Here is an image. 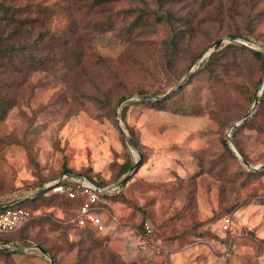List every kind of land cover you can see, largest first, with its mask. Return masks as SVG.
I'll return each mask as SVG.
<instances>
[{
  "label": "rangeland",
  "instance_id": "obj_1",
  "mask_svg": "<svg viewBox=\"0 0 264 264\" xmlns=\"http://www.w3.org/2000/svg\"><path fill=\"white\" fill-rule=\"evenodd\" d=\"M32 2L38 14L26 6ZM86 2H13L21 16L38 20L20 28L14 42L43 32L41 56L46 48L55 56L41 69L16 74L20 81L9 88L1 79L0 94L12 107L0 115V201L36 182L52 183L64 168L111 192L137 167L117 194L97 204L107 232H85L73 204L47 195L11 234L39 245L24 253L0 251V264H52L49 257L54 264H264V97L256 122L249 119L255 107L235 126L233 139L229 130L251 109L252 88L260 76L264 80V69L246 50L228 66L200 67L217 40L219 48L234 43L264 51V0H117L84 13ZM167 7L174 10L171 27L179 39L172 53L163 43L169 24L151 12ZM140 10L145 14L128 35L124 25ZM105 16L113 23L98 29L95 22ZM222 92L231 96L232 110H220ZM223 139L231 149L237 144L248 164L234 150L231 155ZM128 158L132 166L121 174ZM145 219L150 235L139 228ZM139 235L159 250H139Z\"/></svg>",
  "mask_w": 264,
  "mask_h": 264
},
{
  "label": "trees",
  "instance_id": "obj_2",
  "mask_svg": "<svg viewBox=\"0 0 264 264\" xmlns=\"http://www.w3.org/2000/svg\"><path fill=\"white\" fill-rule=\"evenodd\" d=\"M14 1L15 0H0V83H1V79L5 78L6 82H5V86H3L5 89L9 88L11 85H14V83H18L20 81L17 78L16 74L23 75L25 71L27 70V68L41 69L46 66L47 62L51 61L52 57L54 59V56H55V55H53L52 57L49 56L50 50L47 48L41 56L40 40L42 38L43 32L40 33L37 37H35L33 40H30L27 42H17V43L14 42V38H16V34L20 28L22 29L25 27L32 28L34 27L35 23H37L38 21L36 20L37 15L31 16L30 14H25L24 16H21L20 15L21 12H19V8L13 4ZM112 1H117V0H87L86 4H84L83 12L89 13L91 11L101 9L107 3H110ZM157 1L159 5H163V4L169 5L170 0H157ZM26 6L30 7L29 10L31 12L32 11L35 12L37 11V7L39 6V4L32 2L31 5H26ZM151 12L155 15L156 18H159L162 21H165L166 23L169 24L170 29H169L167 37L165 38V40H163V43L165 44V47L169 50V52L172 53L177 48L178 41H179L177 37V33H176L177 30L171 27V25H173L172 21L174 17V10L167 7L164 12H159L158 8H154ZM36 13L38 14V11ZM143 14H145V11L140 10L134 20H130L129 22L126 23V25H124V28L126 30L125 33H128V35L132 33L133 28L135 27L136 21L139 20L141 18V15ZM107 16H105L104 19H100L99 21L95 22V25L98 27V29L105 30L104 25L108 26L110 25V23H113L111 17L109 18ZM231 37L234 39L242 38L244 40H248L246 36L240 35L237 33H233ZM76 47L78 46L76 45ZM219 47L220 46H217L216 50L212 51L208 55L207 58L202 60L200 67H205L206 69H209V70H211L214 65H220L222 67H225V65H227L226 63H228L229 65L230 62L231 63L235 62L236 58L234 55L236 52L246 50V52L253 59L257 60L260 63L261 68L264 69V54L260 51H257L251 48L247 49L245 47L238 46L234 43H227L225 46L221 48ZM205 49H203L202 51H200L193 57V62L198 61L202 57L203 53L205 52L204 51ZM76 53H80V52L76 51ZM260 83H261V76L257 79L256 84L252 88V93L250 95V101L254 100L259 90V87L261 85ZM4 93H1V94H4ZM137 93L140 95L148 94L147 92H143V91H137ZM1 94H0V115L2 116L8 109H11L12 102L5 95H1ZM230 97L231 96L229 94L228 96H226L223 92L219 93V100H220L219 103L221 105L220 110L229 111L233 109V104H232ZM263 97H264V88L261 90V94L258 95V102L256 103V106H255L256 109L249 118L250 120H253L252 122H256L261 117V114L256 111H257L258 106L260 105V102H263ZM122 99H124V97H121L119 101ZM155 102L159 104L161 100H157ZM126 106L127 105L121 108V112L119 115L122 121L125 118V112L127 109ZM249 119L247 121L244 120L243 121L244 123L242 124V126L245 125L249 121ZM239 128L240 127H235V128L233 127V129L231 130L232 139H233L234 134ZM129 139L131 141V144L134 147H137V143L135 142V140H133V138L131 137H129ZM222 143H223L224 148L227 149L229 153L234 156V151L233 149L229 147L227 140L223 139ZM234 143H236L235 140H234ZM236 146L239 152L242 153V155H244V157L246 158L243 150L237 144ZM131 166H132V162L128 158V160L122 165L121 174H124ZM61 173L75 175V173H72L69 169H66V168H64ZM77 175H83L89 180L92 179L87 174H77ZM94 182H95V185L100 188H104L106 185L103 183H99L95 180ZM45 183H46V180L34 183L29 189L27 188L26 191H20L16 195L0 201V206L10 203L12 201L18 200V199H22V201L14 204L13 206L22 207L30 211V206H32L35 201L43 197H46L47 195H52V196H56L59 198H65L66 202L73 204L77 208V212H79L80 205L83 201L82 196L77 195L74 198H70L66 192H61V193L52 192L48 194L47 193L48 190L44 188ZM61 183L64 185L71 184L67 180H62ZM121 188H122V185L118 186L116 189H114L111 192L107 191V192H103L99 194L98 202L101 199L114 196L121 190ZM32 194L33 196H31ZM145 223H149V222L145 219L141 222L140 227H139L143 234H145V229H144ZM24 225H22L21 227H23ZM81 229L91 234L97 232L93 227H89V226L85 228H81ZM97 233H100V232H97ZM11 234L12 232L4 233L0 235V246L11 247L14 249L19 248V250H17V253H24L23 248H30L29 247L30 245L38 244L36 242L33 243L27 240L25 237L21 236L19 233H18V236L16 235L12 236ZM93 240L94 239H92V241ZM262 242L264 244V240ZM40 248L44 249L45 251L46 250L48 251V248H44L42 245H40ZM32 250L33 249H28L25 251H32ZM2 253L10 254L9 251L2 252Z\"/></svg>",
  "mask_w": 264,
  "mask_h": 264
},
{
  "label": "built area",
  "instance_id": "obj_3",
  "mask_svg": "<svg viewBox=\"0 0 264 264\" xmlns=\"http://www.w3.org/2000/svg\"><path fill=\"white\" fill-rule=\"evenodd\" d=\"M62 180H67L70 185H64ZM45 189L51 188L53 192H66L70 198L77 195L83 197L79 212L75 218L76 224L80 228L87 226L93 227L97 232L105 231V224L103 217L96 212L99 194L103 193V188L96 186L90 180L82 175L62 174L60 178L44 186ZM31 218L29 210L8 206L0 210V235L4 233L13 232L19 229ZM231 222L230 216H225L221 223L224 229H227ZM145 235H150L152 227L149 223L144 225ZM138 249L142 251L159 250L158 243H149L145 238L139 235ZM2 247V246H0Z\"/></svg>",
  "mask_w": 264,
  "mask_h": 264
},
{
  "label": "water",
  "instance_id": "obj_4",
  "mask_svg": "<svg viewBox=\"0 0 264 264\" xmlns=\"http://www.w3.org/2000/svg\"><path fill=\"white\" fill-rule=\"evenodd\" d=\"M221 42H222V40H217V41H215L214 44H213V48H216ZM234 42H235V43H240V42H238V41H234ZM240 44H243V43H240ZM243 45H246V46L250 47L251 49H254V50L260 51V52H262V53L264 54V51H261V50L258 49V48H255V47L250 46V45H247V44H243ZM188 73H189V71H188ZM263 87H264V80L262 81V83H261V85H260V87H259V90L261 91V90L263 89ZM138 99L145 100V99H155V98L150 97V96H140V95H138ZM257 102H258V93L256 94V96H255V98H254V102H253V104H252L251 109L249 110V112H248L246 115H244L242 118H240L239 120L233 122V123L229 126V130H231L233 127L239 125V124L242 122L243 119H245L246 117H248V116L252 113V111L254 110V108H255ZM117 122H119V117H118V116H117ZM121 131H122V133L124 134L122 128H121ZM124 136H125V138L127 139V141L131 144L130 139H129L125 134H124ZM228 140H230V136H229V135H228ZM233 150L236 152V154H237L240 158H242V160H243V162H244L245 164H248L247 160H246L245 158L242 157V155L240 154V152H239L235 147H233ZM136 167H137V162L131 167L129 173H128L126 176H124L121 180L117 181L115 184H113L112 186H110L108 189H116L118 186H120L122 183H124L125 180H126V179H127V178H128L133 172H134V170H135ZM106 190H107V189L105 188V189L103 190V192L106 191ZM31 196H33V194H32ZM31 196H29V197H31ZM20 201H22V199H18V200L12 201V202H10V203H7V204H5V205H2V206H0V210H1L2 208H6V207H8V206H11V205H14V204H16V203H19ZM34 248L39 249V250H40L42 253H44V254H48L44 249H41L40 246H38V245H36ZM17 249H19V248L13 249V248H11V247H0V251H10V250H17ZM49 258H50V262H51L52 264H54V261L52 260V258H51V257H49Z\"/></svg>",
  "mask_w": 264,
  "mask_h": 264
},
{
  "label": "crops",
  "instance_id": "obj_5",
  "mask_svg": "<svg viewBox=\"0 0 264 264\" xmlns=\"http://www.w3.org/2000/svg\"><path fill=\"white\" fill-rule=\"evenodd\" d=\"M104 232H107V227L105 226V231ZM139 240V239H138ZM138 240H137V245H138Z\"/></svg>",
  "mask_w": 264,
  "mask_h": 264
}]
</instances>
